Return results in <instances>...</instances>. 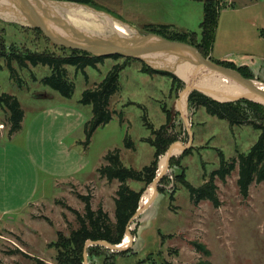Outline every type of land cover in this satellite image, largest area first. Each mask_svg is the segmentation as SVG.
I'll return each instance as SVG.
<instances>
[{
  "label": "rangeland",
  "instance_id": "rangeland-1",
  "mask_svg": "<svg viewBox=\"0 0 264 264\" xmlns=\"http://www.w3.org/2000/svg\"><path fill=\"white\" fill-rule=\"evenodd\" d=\"M91 1L143 34L149 26H168L196 34L201 41L205 0H122L121 7ZM222 7L213 61L242 65L247 59L256 60L264 52L258 44L264 29V0H224ZM91 15L78 13L74 21L92 28L113 24ZM2 37L7 46L60 54L43 36L19 25L1 21ZM115 65L108 60L98 70L87 69L86 74L69 67L75 93L66 99L43 85L52 76L48 67L24 68L14 62L12 70L7 60L0 61V94L17 98L25 112L24 128L10 137L8 115L0 109V264H35L33 259L57 264L58 251L51 246L59 234L69 237L80 229L75 213L85 216L81 197L90 196L93 210H104L115 222L120 184L108 183L98 171L108 165L106 157L116 150L121 151L128 169L140 172L150 166L155 150L145 141L154 135L144 118L159 131L167 124L163 107L172 112L171 134L188 147L177 159L191 154L180 161L183 170L177 166L165 176L162 193L129 183L132 190L143 191L140 207L147 204V208L137 219L138 256L119 258L117 264H138L151 255L156 264H264V184H254L250 197L244 199L238 169L226 184L217 178L220 207L216 208L211 202L195 205L176 179L184 171L192 186L202 187L219 170L220 152L227 161L248 155L261 133L249 126L232 128L205 109L188 108V127L184 105L182 115L178 109L181 91H172L168 78L145 75L142 63L131 62L111 99L113 121L98 129L88 146L93 109L81 101L86 91L105 81ZM254 67L249 68L254 80L264 79ZM126 139L133 142L132 150L125 148ZM165 157L159 161V174ZM194 244L210 255L198 253Z\"/></svg>",
  "mask_w": 264,
  "mask_h": 264
},
{
  "label": "trees",
  "instance_id": "trees-1",
  "mask_svg": "<svg viewBox=\"0 0 264 264\" xmlns=\"http://www.w3.org/2000/svg\"><path fill=\"white\" fill-rule=\"evenodd\" d=\"M54 1L76 3L99 10L91 0ZM223 2L224 0H205L204 21L201 25L202 37L200 42H198L196 34L180 33L168 26H149L145 29V32L146 34L161 36L172 42L190 45L196 48L205 59L213 61L211 56L216 42ZM33 31L44 37L41 31ZM260 35L264 38V31H261ZM44 39L51 43L47 38L44 37ZM54 47L60 51V54L54 51L34 52L31 49H23L16 45L7 46L4 37H2L0 39V61L7 60L12 70H14L12 68L14 62H18L24 68H28L29 65L33 67H48L52 72V76L45 79L43 85L59 93L66 99H71L75 93L74 84L70 81L67 70L69 67L86 74V70L89 68L98 70L108 60L114 61L117 65L112 68V71L108 74L105 81L95 90L86 91L81 101L82 105L92 107L93 109V119L87 126V145L89 146L94 133L98 129L108 126L113 121L114 113L110 111V103L112 97L119 91L120 76L131 62L138 61L123 59L120 56L97 58L84 52L70 51L57 46ZM121 60L125 61L123 65L118 64ZM213 62L216 63L215 61ZM216 64L239 72L245 79L254 80L249 68H238L235 64L230 63ZM143 67V74L166 77L171 81L172 91L177 93L181 91L179 94L178 109L182 115L187 86L170 74L154 71L144 64ZM0 109L8 115L6 124L9 126V136L13 137L20 133L25 121V112L18 99L9 95L0 94ZM189 109L195 112L205 109L208 115L220 121L227 122L232 128L252 127L261 133V137L248 155H239L237 159L232 161H227L223 153L220 152L221 160L219 170L213 173L209 182H205L202 187L197 189L192 186L187 181L184 171L176 176L177 181L189 191L191 200L195 205H200L203 202H211L216 208H219L220 199L218 197L216 179L218 178L223 184H226L227 179L238 169V187L240 194L244 199H248L250 197L251 187L254 184H264V107L247 101L221 104L195 92L190 96ZM163 112L167 116V124L159 131L154 130L146 115L144 118L146 127L149 130L151 129L154 135V139L145 141L155 150L154 161L150 166L140 172L128 169L122 162L121 151L116 150L106 157L108 165L98 171L102 179H105L108 183L118 182L120 184L115 201L116 221L113 222L110 216L102 209L97 212L94 211L90 196L81 197V200L85 204V216L80 215L78 212L75 213L80 224V229L73 232L69 237L59 234L58 242L51 246V248H56L58 251L57 264H86V262L88 264H117L119 258L129 259L138 256L135 248L140 238L139 222L137 223L139 219L134 220V218L141 209L140 204L143 191L136 192L132 190L129 183L133 182L143 184L145 187H151L160 176L158 166L160 159L185 147L180 141L179 136L171 134L172 112L165 107H163ZM125 148L132 150L134 148L133 142L126 139ZM190 154L191 152H188L186 155H183L187 158L186 156ZM184 157L179 159L175 157L165 162L163 168L166 170V175L177 166L176 169H182L180 161ZM164 179L152 193H162L161 186L167 182ZM124 240L125 244L128 242L129 244L123 251L113 252L107 249L108 246H121ZM101 244H105L107 247H102ZM194 246L201 255H210L202 246L196 244ZM33 260L35 264H45L40 260ZM138 264H156V262L151 255L147 256Z\"/></svg>",
  "mask_w": 264,
  "mask_h": 264
},
{
  "label": "water",
  "instance_id": "water-1",
  "mask_svg": "<svg viewBox=\"0 0 264 264\" xmlns=\"http://www.w3.org/2000/svg\"><path fill=\"white\" fill-rule=\"evenodd\" d=\"M78 13H90L95 18L99 17L113 24L88 27L74 21L78 18ZM0 20L39 30L57 47L84 52L97 58L120 56L123 59L138 61L154 71L177 77L187 86L183 118L188 127L190 96L195 92L221 104L247 101L264 107L263 81L245 79L239 72L205 59L190 45L172 42L158 35L143 34L113 15L90 6L54 0H0ZM88 21L94 23L92 19ZM117 26L128 34H120ZM187 150L188 147H184L166 156L164 163ZM165 176L166 170L161 168L160 176L151 186L152 192ZM146 208L147 204H143L134 220L139 219ZM128 244L129 242L125 244L124 240L118 247H107L105 244L101 246L113 252H121Z\"/></svg>",
  "mask_w": 264,
  "mask_h": 264
},
{
  "label": "crops",
  "instance_id": "crops-1",
  "mask_svg": "<svg viewBox=\"0 0 264 264\" xmlns=\"http://www.w3.org/2000/svg\"><path fill=\"white\" fill-rule=\"evenodd\" d=\"M95 1H97L98 3H101V4H107L108 6H115V7H117V6L121 7L122 6V0H95ZM253 27H256V25L254 24ZM117 30L119 32H121L119 30V26L117 27ZM263 31H264V29H263ZM258 44H259L260 48L263 47V49H264V38L261 35L259 36ZM236 66L238 68H251V67L253 68V66H255L254 69L257 71V73H259L260 76L263 75L262 77H264V52H263V54L258 55V58H256V60L253 59V58L252 59H247L246 62L244 61V63L242 65L236 64ZM257 80H260V81L264 82V79H261V78H259ZM23 128H24V124H23Z\"/></svg>",
  "mask_w": 264,
  "mask_h": 264
},
{
  "label": "bare ground",
  "instance_id": "bare-ground-1",
  "mask_svg": "<svg viewBox=\"0 0 264 264\" xmlns=\"http://www.w3.org/2000/svg\"><path fill=\"white\" fill-rule=\"evenodd\" d=\"M119 30L121 31V32H119V33H121V34H124V35H127V34H128L127 31L124 30V29L121 28V27H119Z\"/></svg>",
  "mask_w": 264,
  "mask_h": 264
}]
</instances>
